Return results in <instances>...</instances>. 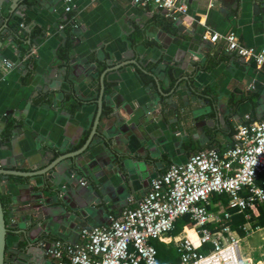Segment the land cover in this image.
<instances>
[{
    "label": "crops",
    "instance_id": "1",
    "mask_svg": "<svg viewBox=\"0 0 264 264\" xmlns=\"http://www.w3.org/2000/svg\"><path fill=\"white\" fill-rule=\"evenodd\" d=\"M183 1L193 18L175 21L172 32L163 24L170 19L163 11L133 0H71V11L66 0H0V132L14 122L8 140L0 142V166L41 170L49 159L86 148L59 165L64 207L46 189V176L14 174L1 185L13 210L7 221L9 261L42 254L43 241L77 242L82 228L107 225L137 207L151 180L171 164H183L200 150L233 146L247 115L264 120V68L228 52L222 41L201 38L206 27L221 34L234 30L246 46L264 49V12L255 11L264 0ZM67 20L70 31L60 28ZM138 27L147 31L134 44ZM18 37H25L23 49ZM67 42L65 61L61 50ZM78 101L80 107L72 108ZM257 206L247 210L256 213ZM41 207L47 220L37 230L30 215ZM245 217V234L233 230L241 258L264 264V226L254 228L251 214ZM184 237L197 240L189 220L178 235L153 244L179 258L176 245Z\"/></svg>",
    "mask_w": 264,
    "mask_h": 264
},
{
    "label": "built area",
    "instance_id": "2",
    "mask_svg": "<svg viewBox=\"0 0 264 264\" xmlns=\"http://www.w3.org/2000/svg\"><path fill=\"white\" fill-rule=\"evenodd\" d=\"M66 3V11H71V0ZM133 3L165 11L174 21L193 18L183 0ZM202 40L222 41L228 52L264 68V49L246 46L234 30L221 34L206 27ZM246 119L237 128L233 146L222 152L200 150L183 164H171L163 175L151 180L137 207L126 208L107 225L82 228L77 242L56 240L48 252V264H161L153 241L172 233L185 217L195 227L197 240L184 237L177 241L180 264H245L240 239L226 222L230 213L211 209L216 193L227 195L229 206L240 211L264 202V180L258 181L264 173V120H251L249 115ZM80 183L88 184L85 180ZM207 245L211 248L205 249Z\"/></svg>",
    "mask_w": 264,
    "mask_h": 264
},
{
    "label": "water",
    "instance_id": "3",
    "mask_svg": "<svg viewBox=\"0 0 264 264\" xmlns=\"http://www.w3.org/2000/svg\"><path fill=\"white\" fill-rule=\"evenodd\" d=\"M14 1L16 2V0H14ZM261 10H262V12H264V8L263 9L260 8V6L258 4L255 5V11H258L260 13ZM163 14L166 15V12L163 11ZM179 22H181V20ZM180 27H181V29L183 28V26L181 24H180ZM203 33H204V31L201 34V38H202ZM75 52H76V49H74V53ZM1 57H2V53L0 52V66H1V62H2ZM9 63H11V62L9 61ZM133 63H136V62H133ZM0 76H1V67H0ZM99 104H100L99 113L101 114V112H102V110H101L102 109V98L101 97L99 99ZM97 124H98V122H97ZM94 131H95V129H94ZM1 134H2V132H0V135ZM103 135L108 137V133H106V132H104ZM85 150H86V148L81 150V151L77 150L74 152H69V153L63 154V155H61L55 159H49L47 162V165L44 168H42L41 170H36V171H31V172H24V171H19V170H9V169H6V168L0 166V177L4 181V182H0V187L2 184L7 185L9 183L10 175L15 174V175L27 176V177H34L37 175H43V176H46V181H45L46 182L45 183L46 189L51 190V192H53L55 194V197H58L57 200L64 207L63 202H65V200H66L65 199L66 193H64L65 188L64 189L59 188L60 187L59 183L63 179L62 177L64 174L60 170L59 165L65 161H67V160H70L72 157H75V156L83 153ZM67 169L69 171L71 170L69 167ZM42 208L43 207H41L38 210L39 214L37 216H35L33 214L30 215V217H32V219H33L31 221L37 223L36 224L37 230L38 229L39 230L45 229V228H43V224L41 222L43 220H47V219H44ZM49 217L50 216H47V218H49ZM9 234H10V228L8 227V223H7V219H6V213H5L3 203H2L1 192H0V264H6V262L9 261L8 259L6 261V253L8 252V236H9ZM28 239L30 241H27L28 242V248H27L26 252L30 253V252H32V251H30V248L32 246H34V244L31 241L32 240L31 237H28ZM42 243L43 244H41L39 246V251L42 254L30 253L27 261L23 258L22 263L21 262L19 263L18 261L12 259L11 261H9V264H45L46 255L47 254L49 255L48 252H49L52 244L45 245L46 244L45 241H43ZM29 259H32V261L30 262Z\"/></svg>",
    "mask_w": 264,
    "mask_h": 264
},
{
    "label": "trees",
    "instance_id": "4",
    "mask_svg": "<svg viewBox=\"0 0 264 264\" xmlns=\"http://www.w3.org/2000/svg\"><path fill=\"white\" fill-rule=\"evenodd\" d=\"M69 24H70V21L67 20L65 22V26H66L65 28H67L68 31H70L72 29L69 26ZM163 24L165 25L166 28H168V30L175 32L176 26H175L174 20L165 19V21H163ZM146 31H147L146 28H139L138 27L136 29L135 33L133 34V43L137 44L141 39H143L146 35ZM18 40L20 42V47L23 49L25 42H26L25 37H18ZM70 48H71V43L67 42V44L61 50V54H62L61 57L65 61L69 60ZM145 77L147 78V76H145ZM111 88H112V86L110 84H108L106 91H109ZM68 97H69V95L66 96V98H68ZM80 104H81L80 101L74 102L72 105V108H74V107L78 108V107H80ZM13 125H14L13 121L8 122L5 130L0 135V142H5L6 140H8V138L10 137V132L12 131ZM19 178H21V177H19ZM0 180H1V177H0ZM263 180H264V173H262L260 175L258 181L262 182ZM0 192H1V189H0ZM1 198H2V203H3L4 209H5V213H6V219L8 221V217L10 216L11 212L13 211L12 210V201H11L10 196H7V195L3 194L2 192H1ZM212 201H213L215 207H213L211 209V211L219 210V208L221 206L225 207L226 211H228L231 215L230 218L226 222L231 226L232 230H234V231L237 230L240 235L245 234V232L243 230V226L247 222V219L245 217L247 213L251 214V218L249 221L254 228L259 227V226H264V202L257 206L256 213H255L254 211L252 212V210L240 211V209L237 207L229 206V197L225 194H217V193L213 194L212 195ZM187 221H188V217H185L182 220H180V222L178 223L177 229H175L172 232V234L178 235L182 231L183 224L186 223ZM163 246H164V244H163ZM209 248H211V246L207 245L205 249H209ZM158 250H159V259L162 262L173 261L175 264H180L179 258L178 257L175 258V256H172V255H174L172 253L173 250L172 251L170 250L172 255H168L167 252L166 251L164 252L163 249H161L159 246H158Z\"/></svg>",
    "mask_w": 264,
    "mask_h": 264
},
{
    "label": "flooded vegetation",
    "instance_id": "5",
    "mask_svg": "<svg viewBox=\"0 0 264 264\" xmlns=\"http://www.w3.org/2000/svg\"><path fill=\"white\" fill-rule=\"evenodd\" d=\"M7 256H8V255H7V253H6V261H7V259H8V257H7ZM8 260H9V259H8ZM8 263H9V262L7 261V262H6V264H8Z\"/></svg>",
    "mask_w": 264,
    "mask_h": 264
},
{
    "label": "rangeland",
    "instance_id": "6",
    "mask_svg": "<svg viewBox=\"0 0 264 264\" xmlns=\"http://www.w3.org/2000/svg\"><path fill=\"white\" fill-rule=\"evenodd\" d=\"M243 244L241 243V248H242Z\"/></svg>",
    "mask_w": 264,
    "mask_h": 264
}]
</instances>
